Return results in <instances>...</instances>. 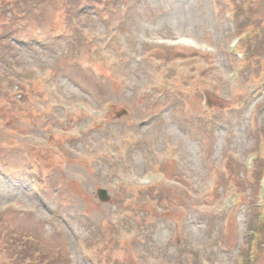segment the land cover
<instances>
[{
    "label": "rangeland",
    "instance_id": "rangeland-1",
    "mask_svg": "<svg viewBox=\"0 0 264 264\" xmlns=\"http://www.w3.org/2000/svg\"><path fill=\"white\" fill-rule=\"evenodd\" d=\"M262 196L264 0L0 2V264H264Z\"/></svg>",
    "mask_w": 264,
    "mask_h": 264
},
{
    "label": "flooded vegetation",
    "instance_id": "flooded-vegetation-1",
    "mask_svg": "<svg viewBox=\"0 0 264 264\" xmlns=\"http://www.w3.org/2000/svg\"><path fill=\"white\" fill-rule=\"evenodd\" d=\"M249 228V235L244 236L243 238L247 240V246L251 248L250 252L255 251L258 254L262 253L264 250V206L258 212L254 214L253 222ZM264 254V253H263ZM258 255H255L254 259H251L249 264H257ZM259 258V257H258Z\"/></svg>",
    "mask_w": 264,
    "mask_h": 264
},
{
    "label": "water",
    "instance_id": "water-1",
    "mask_svg": "<svg viewBox=\"0 0 264 264\" xmlns=\"http://www.w3.org/2000/svg\"><path fill=\"white\" fill-rule=\"evenodd\" d=\"M97 194L99 196V198L102 200V201H107L109 199V196L107 194V191L106 189H103V188H99L97 189Z\"/></svg>",
    "mask_w": 264,
    "mask_h": 264
}]
</instances>
